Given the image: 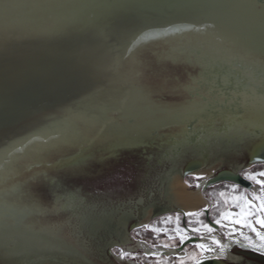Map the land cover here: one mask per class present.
<instances>
[{"label":"water","instance_id":"95a60500","mask_svg":"<svg viewBox=\"0 0 264 264\" xmlns=\"http://www.w3.org/2000/svg\"><path fill=\"white\" fill-rule=\"evenodd\" d=\"M179 40L197 47L196 61L170 56ZM207 43L264 64V0H0V189L38 171L106 163L158 141L173 147L187 136L193 145L213 123L222 133L226 118L239 120L246 111L239 100L225 103L234 92L220 83L226 66L197 63ZM179 66L186 73L169 77ZM186 75V85L176 82ZM179 94L182 102L174 101ZM202 123L206 128L196 129ZM257 133L254 140L224 138L247 152L242 167L264 164ZM208 162L202 153L177 172L184 178ZM221 183L254 189L230 168L203 179L199 190ZM19 192L41 207L30 188Z\"/></svg>","mask_w":264,"mask_h":264},{"label":"rangeland","instance_id":"374dc122","mask_svg":"<svg viewBox=\"0 0 264 264\" xmlns=\"http://www.w3.org/2000/svg\"><path fill=\"white\" fill-rule=\"evenodd\" d=\"M168 67L175 69L172 66ZM176 69L180 70L179 73H173L169 77L175 76L174 78H178V76L185 74L188 70L187 66H179ZM189 74L188 76L192 77L196 75V72H190ZM188 76L186 75L185 78H180L176 82H179L182 86L186 85L189 82ZM172 149H174L173 152ZM178 149L166 146L162 141H158L152 147L144 146L135 150H122L117 157L110 159L106 163H102L97 158V160L91 159L88 162L68 168L31 173L32 175L24 179L21 184L15 185L21 193L25 188L26 190L31 189V196L41 206L39 207L40 212L35 211L33 208L32 212L28 211L25 216L19 218L17 224L10 222L8 219L6 222L0 223V264H43V260H50L48 256H54V254L50 253L67 254L65 250L69 251L70 246H74L72 243L75 241L79 242V244H84L86 249H94L93 246L99 234L93 235L90 234L91 232L89 233L91 218L102 214L104 209H109V207L122 210L126 206H132L137 211L136 205H138L140 198H144V202L151 199L150 201L158 204L159 207L165 206L164 191L162 189L165 185V180L169 178L167 175L177 172L189 160H201L200 153H205L209 157L208 166L218 159H222V167L215 172L238 168L239 174L243 177H245V173L264 172V164L242 167L247 152L241 144L228 143L223 139H207L200 145L189 144L183 149L181 147ZM146 162L148 165H146ZM158 162H161V167L158 166ZM35 167L33 168L34 170H40ZM257 178L264 179V177ZM203 179L205 177L195 175L182 178L191 190L199 188V183ZM253 184L254 186L256 185V191L245 192L240 187L233 191L231 187L233 184L229 183H221L206 189L202 192L203 197L208 202V206L204 209L211 211L213 206L216 205L217 208H224L225 211L238 213L240 209L232 206V197L243 194L248 201L252 202L253 193H260V185L254 182ZM221 192H224L226 196L221 197L219 195ZM145 194L147 195L146 197ZM225 199L228 200L227 204L224 203ZM21 201L24 203L23 206H30L23 198ZM254 202L257 206L259 205V201ZM177 215H179V227L182 229L180 225L181 214L175 211H167L148 222L146 224L149 226L148 228H145V225H139V228L129 232L128 236L132 240L131 243H144L153 250L159 247L167 250L173 249L175 242L172 238L170 239L172 233L168 232L167 229L174 228L170 223H176ZM257 215H260V213H257ZM30 217L33 219H30ZM168 217L172 219L169 221ZM77 218H80L79 223H77ZM185 218L187 225H189L188 221L202 219L203 215H185ZM81 219L85 221H81ZM250 219H254V217H250ZM15 225H17L18 236L21 235L20 238H27L25 234L31 235V237L27 238L28 240L30 239L29 241L25 239L19 240L22 247L19 248L21 252L19 251L18 253H13L9 250L12 244L10 242L13 241L10 234H13L14 228L12 226ZM79 225L81 226L80 230L78 229ZM256 227L259 229V225H256ZM153 228L159 231H153ZM46 234L51 237V240L47 241L48 247L41 242L42 240L33 241L34 238L45 237ZM126 234H128L127 230ZM92 235L93 238L91 237ZM165 235H169V237L167 238ZM58 237L63 239L68 237L71 242L74 241L71 244L67 243L66 246L61 241L56 240ZM252 237L255 239V236ZM156 238L160 239L156 240ZM227 244L233 243L229 239ZM28 249L33 250V252L26 253ZM121 251L120 246L111 247L104 255L101 264H128L129 262L135 264H173L176 260L172 256L166 255L146 257L141 252L142 250H139L136 246H133V252H124L128 255L123 258L120 256ZM91 252H87L88 255L85 253L86 256L83 253V257L79 258H82L85 264H98L97 258L92 256ZM229 257L234 262L238 261L237 258L231 255ZM51 258L52 264H60L55 258ZM108 260L110 263H108Z\"/></svg>","mask_w":264,"mask_h":264},{"label":"bare ground","instance_id":"6f19581e","mask_svg":"<svg viewBox=\"0 0 264 264\" xmlns=\"http://www.w3.org/2000/svg\"><path fill=\"white\" fill-rule=\"evenodd\" d=\"M182 40H179L177 44L171 46L169 52L170 56H175L176 59H180L181 56L184 55V57L187 58V61L190 63H193V60L196 61V58L192 59L191 56H193V52L197 47H194L190 45V42L183 43ZM199 51L201 53V57L203 58L202 62H197L198 64L205 65L208 67H211L210 65H217L218 71H221L222 67L226 66L227 72L226 74L220 78V83L224 87H228L230 84L232 87V91H236V94L233 92V95H230L228 100L225 102L229 104L228 102H233L239 100V106L242 109H244L246 112H242L239 120L234 117H229L225 119L224 126L226 127L222 133L218 132L216 133V127L213 123L212 128L209 127L205 130V132H201L203 135H200V132L197 134V137L195 138V144H201L203 141H207V139L211 140H219L220 137L223 136L224 138H231V141L235 137L245 138V139H252L254 140L256 137L253 134L254 130L257 131L258 137H264V64L262 62L254 61L252 57H247L246 55H242L240 53L234 52L233 50H228V46L221 45L220 43H207L205 46L199 47ZM181 53V54H179ZM183 54V55H182ZM189 56V57H187ZM229 77H231L232 83H229ZM229 81V82H228ZM229 88V87H228ZM180 95V94H179ZM175 98L174 101L182 102L181 100L184 99V95H180ZM221 98V97H220ZM222 101L219 99V103ZM237 105V104H236ZM180 113V112H179ZM183 114V113H182ZM181 114V115H182ZM180 118V117H179ZM228 125V126H227ZM183 128V127H182ZM205 129L206 127L203 125H199L196 129ZM195 129L191 130V133L189 136L196 135ZM179 137V136H178ZM202 137V138H201ZM189 137L186 136L185 140L183 141H177L173 148H179L182 149L185 148L187 145H189ZM50 143L52 141H49ZM55 142V140H53ZM38 143H35L34 145H37ZM42 147H46L47 145L42 142ZM193 144V145H195ZM38 146V145H37ZM197 147V146H195ZM39 148V147H37ZM174 149H172L173 152ZM202 153H200L201 155ZM223 165L222 159H218L213 164L206 166L193 175L200 176V177H211L216 170L221 168ZM225 166V165H224ZM231 167V166H230ZM180 169V168H179ZM5 174L0 172V179L3 180ZM167 178L164 182L163 186V199L165 200V208H169L171 211H177L182 213H196L203 209L206 206V200L204 199L203 195L201 194L199 188L195 190H191L185 182L182 180L179 172H174L172 174H168ZM5 181V179L3 180ZM11 185L10 191L7 189H0V223L6 222L7 219L10 220V222L17 224L18 219L22 218L27 214V212H32L33 208L35 211L40 212V208L36 205L34 207L31 206H23L24 203L22 201V196L20 195L19 191H15V187ZM15 191V193H14ZM19 192V193H18ZM147 195L145 194V197ZM144 198H140L138 200V205L136 207L139 210V214H141L142 219L139 221L138 225H145L148 223L150 218L153 215L154 210L157 208V204L153 203L149 199L147 202L143 201ZM139 206V207H138ZM52 207V206H51ZM164 208V209H165ZM138 211L134 209L132 206L124 207L122 210L117 209H111L109 207L104 209V212L100 215L94 216L91 218V221L89 223L90 232L93 233V235L99 234L98 238L96 239V242L93 246L94 249H86L84 244H79V242H71L68 237V240L63 239L61 237H58L56 240L61 241L63 245L65 244L67 246V243H72L74 246H70L69 251L65 250L67 254L64 253H50L54 254V256H48L50 260L52 261V258H55L58 263L60 264H85V262L82 258L83 253L86 256L88 255L87 252H91L92 256L96 258L98 255V261L99 264H101L103 258H104V252L106 251L108 245L106 237L109 239L118 240L120 243H124V235L122 236L124 232V226L128 227V223L130 220L135 218L137 216ZM30 219H33L30 217ZM26 220V219H25ZM29 220V219H28ZM80 218H77V223H79ZM85 221L84 219H81V221ZM129 220V221H128ZM124 225H121V224ZM78 225V224H77ZM16 226H12L14 228L13 234H10V237H12L13 241L10 242L11 252H19V248H21V242H19L20 239L22 240H28L27 238L31 237V235H26L27 238H20L17 233ZM79 225V230H80ZM61 230V229H60ZM59 230V231H60ZM61 232V231H60ZM55 234V232H53ZM91 234V233H90ZM93 235L91 236L93 238ZM11 239V240H12ZM33 239V238H32ZM39 239L43 244H45L46 247H48V242L51 240V237L49 234H46L45 237H39L34 238L33 241H39ZM30 240V239H29ZM28 240V241H29ZM32 241V242H33ZM34 243V242H33ZM76 243V244H74ZM8 244V245H10ZM107 245V246H106ZM110 246V245H109ZM33 247V246H32ZM73 248V249H72ZM63 250V249H62ZM102 253V257H99V253ZM21 252V251H20ZM33 250H29L26 253H31ZM86 253V254H85ZM100 253V255H101ZM48 254V253H47ZM56 254V255H55ZM5 257V256H4ZM48 259L43 260V264H52L51 261ZM55 260V262H56ZM56 262V263H57ZM54 263V262H53ZM109 263V262H108ZM35 264V263H34ZM55 264V263H54Z\"/></svg>","mask_w":264,"mask_h":264},{"label":"flooded vegetation","instance_id":"af4514ba","mask_svg":"<svg viewBox=\"0 0 264 264\" xmlns=\"http://www.w3.org/2000/svg\"><path fill=\"white\" fill-rule=\"evenodd\" d=\"M221 171H227V170H221ZM184 178H186V177H184ZM259 179L264 180L263 178H259ZM229 184H232V183H229ZM199 185H200V183H199ZM233 185H235V184H233ZM212 187L213 186L208 187L206 189H209ZM206 189H203L202 191H200L201 194ZM253 190L256 191V185L254 186ZM252 202L255 203L253 200H252ZM206 203H207L206 206H208L207 201H206ZM156 206H157V208L154 210L153 215L148 222L155 219L157 216H159V214H161L164 211L165 206L159 207L158 204ZM137 211H138L137 216L130 221L128 220L129 221L128 227L124 226V232H123V234H121L122 236L124 235V238H125L124 243H120L117 239L114 240V238L113 239L108 238L107 239V241H108L107 245L109 244L110 247L120 246L123 252H133V246L134 247L136 246L139 250H142L141 252H143L144 256H146V257L147 256L158 257L159 255H162V256L166 255V256H172L174 259H176L173 262V264H197V259H200V249L196 248L195 246L197 244H205V245H208L210 248L215 249V251L203 253L204 258L202 259V262L216 261L217 264H264V256H261L255 252H252V251H247V250L241 249L237 244H234V243L230 244V245L227 244V241L229 239H230V241L239 240L240 242H244V240L241 237H239L238 234H233L231 237L226 236L225 234L229 231L230 228H235L237 233L242 231V232L247 233L250 236H255V234L250 233L249 231H247L246 228H241L240 225H238V224L237 225L231 224V222L228 220L223 221V223L225 225L223 228H221L220 225L216 224L213 220V217L219 218L220 212L225 211L224 208H217L216 205H214L211 211L206 210L204 212L202 219H196V220L188 221L189 225H187L185 215L180 213L181 214L180 225L182 226V229H184L188 238L185 239L183 244H181L180 238L175 231L177 224L176 223L175 224L170 223V225H172L174 228L167 229V231L172 233V239L175 242L174 248L170 249V250L160 248V247L155 248L153 250L144 243H131L132 240L128 236L129 232L133 231L134 229L139 228L140 226L138 225V223L142 219L141 214H139V210H137ZM200 211H198V212H200ZM175 212H177V211H175ZM201 222H203V224H207L210 227L214 228L215 231L212 233H208L204 228L201 227ZM121 225H124V224H121ZM191 228H198L199 231L196 233H193V231H191ZM126 230H127L128 234H126ZM258 230H261V229H258ZM165 237L168 238L169 235H165ZM213 237H215L217 240H219L221 244L228 246L225 249V252H224L222 258L219 260L214 258L215 256L220 255V250L218 248H216L215 245L212 244V238ZM159 239L156 238V240H159ZM98 253H99V257H102V253L100 251ZM100 253H101V255H100ZM104 255H106L105 252H104ZM230 255L234 258H237L238 261L237 262L232 261V259L229 257ZM96 258L98 261V255L96 256ZM109 263H110V261H109ZM98 264H99V261H98ZM111 264H114V263H111ZM128 264H135V263L129 262Z\"/></svg>","mask_w":264,"mask_h":264},{"label":"snow or ice","instance_id":"6c2138e0","mask_svg":"<svg viewBox=\"0 0 264 264\" xmlns=\"http://www.w3.org/2000/svg\"><path fill=\"white\" fill-rule=\"evenodd\" d=\"M257 177H264V172H257L255 174L245 173V179L251 180L255 184L260 185V193H253L252 200L259 201V205L257 206L255 203L248 201L245 196L242 194L240 196L232 197L233 204L232 206L240 209L238 213H232L230 211H221L219 218L213 217V220L216 224L220 225L223 228L225 225L223 221L228 220L233 225H240L241 228H247L249 232L255 234V239L252 236L248 235L245 232H236L235 228H230L229 231L225 234L228 237H231L233 234H238L246 243H240L239 240L231 241V243L237 244L241 249L255 252L261 256H264V180H260ZM233 191H235L239 185H231ZM247 192V189H245ZM221 197H225L226 194L224 192L219 193ZM225 204L228 203V200L225 199ZM206 209H202L200 212L196 213H185L187 216H202ZM260 213V215H257ZM250 217H254V219H250ZM169 221L172 219L171 217L167 218ZM191 223V222H190ZM177 227L175 229L177 235L180 238V243L183 244L185 239H187V235L184 229L179 227V215L176 217ZM256 225H259L258 230ZM148 228V225L144 226ZM201 227L204 228L208 233H212L215 231L214 228L210 227L207 224H203L201 222ZM153 231H159L158 229L153 228ZM191 231L198 232V228H191ZM172 237H170L171 239ZM212 244L216 246L220 250V255L215 256L214 258L219 260L222 258L225 249L228 247L227 245H223L217 240L215 237L212 238ZM196 248L200 249V259H197V264H202L203 253L205 252H214L215 249L210 248L205 244H197ZM127 253L120 252L121 258L127 256Z\"/></svg>","mask_w":264,"mask_h":264}]
</instances>
